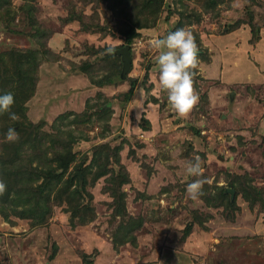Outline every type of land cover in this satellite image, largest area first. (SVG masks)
Segmentation results:
<instances>
[{
	"label": "rangeland",
	"instance_id": "1",
	"mask_svg": "<svg viewBox=\"0 0 264 264\" xmlns=\"http://www.w3.org/2000/svg\"><path fill=\"white\" fill-rule=\"evenodd\" d=\"M144 1L0 0L1 76L14 71L17 50L41 58L23 114L15 104L18 120L0 114V180L27 188L33 168L48 169L29 145L17 150L20 132L6 140L15 123L24 130L30 121L40 134L70 137L76 159L64 177L84 162L79 201L91 208L86 222L72 224L68 204L56 199L60 185L44 192L50 211L41 223L24 206L0 203V264H264V207L242 195L244 187L251 202L264 191V0ZM178 28L191 30L199 48V102L183 117L159 88L151 47ZM125 44L132 65L122 78L116 51ZM197 156L200 177L185 171ZM196 179L207 182L192 200L186 188ZM42 180L30 182L35 192ZM221 187L234 190L235 207Z\"/></svg>",
	"mask_w": 264,
	"mask_h": 264
},
{
	"label": "trees",
	"instance_id": "2",
	"mask_svg": "<svg viewBox=\"0 0 264 264\" xmlns=\"http://www.w3.org/2000/svg\"><path fill=\"white\" fill-rule=\"evenodd\" d=\"M113 1V0H109ZM145 4L149 6H152L153 4L158 6L159 0H145ZM158 2V3H157ZM156 3V4H155ZM4 4H0V7ZM128 31V30H127ZM125 31L126 38L130 37L129 32ZM250 31H252V38L251 43L258 40L257 36V28H251ZM133 33V32H132ZM7 54L10 55L8 52ZM39 52L33 49L28 50H17L16 56H17V64L14 67V71L9 72V69H4L3 74L1 76L0 74V91L4 90L3 92H0V95L6 94V93H12L14 97V104L16 105V111L20 114H23L25 102L30 99V97L34 93L35 89V83H36V73L37 68L40 65L41 58L39 57ZM134 83H130V88L126 92V94L129 95L131 93V89L133 87ZM107 106H109V103L106 104L105 109H108ZM100 108V105H99ZM62 118H66V114H61ZM60 116V117H61ZM64 118V119H65ZM13 129L20 132L21 137H24L23 140H21L17 144V150L20 149L22 146L29 145V148L33 150V153L31 155H34L37 159L41 158L42 155L46 158H48V162L50 164L48 166V169L45 170L44 168H33V172H29L27 175L29 178L26 179L28 182L27 188L24 186H20L17 184V182L14 180L12 185H7L5 193L1 197L0 203L5 204V206H11V208H15L19 205L24 206V211H26L25 216L30 218H37L38 223H41L42 221L46 220V214L49 213L50 209L46 207L49 196L45 195L44 192H49L51 188L57 189V196L56 199L64 200L66 204H68V212L70 214L69 220L72 224H74L75 219H80V222H86L88 219L89 212H91V208L89 207L86 202H80V198L84 197V193L86 192V189L84 188V185L86 183V175H87V166H84V162H80L78 167L76 168L79 172H81V176L77 173H73L70 176L64 177L67 170L69 169L72 162L75 161L76 156L71 150V139L69 137L68 139H62L59 135L55 136H46V134L41 133L37 130H35L38 126L36 124H33L29 121L27 124V128L22 130L23 123H15L13 126ZM31 128L32 131H28L27 129ZM32 136L33 138H31ZM47 143V144H46ZM47 145V148L44 147ZM43 147V148H42ZM49 149V150H48ZM17 150L14 148L13 154L19 155ZM50 152L52 157H48L47 153ZM20 158V157H18ZM33 159V157H32ZM100 159V158H99ZM117 160V159H115ZM94 161H99L96 158H94ZM40 163V162H39ZM54 165H52V164ZM16 171H21V167L17 169ZM14 172L13 175L15 178L19 176L18 172ZM77 171V172H78ZM103 174L102 169L100 167L99 171H97L94 176L97 177L99 175ZM7 182L8 183L12 177V175L7 174ZM39 179H43L41 183H38V186H36V191H34V185H32L31 181H37ZM18 181H22V179H19ZM231 188L234 187V183L229 184ZM31 191H28V190ZM225 189L226 187H221L219 189V195L221 197H225ZM242 191H245V188L243 187ZM242 192L243 199L248 201L249 203H252L253 205L255 202H259L260 206L264 207V198L263 193L260 192L259 197H254L253 200L250 202L246 196V193ZM121 196V195H119ZM22 197L25 199L24 201H21ZM234 197V196H233ZM32 201V202H30ZM226 201L229 206L235 207V200L230 201L229 197H226ZM22 213V212H21ZM115 215H119L121 218L126 217L125 212H123L122 207L117 206V210H115ZM36 221V220H35ZM135 227L132 226L131 222L127 225L128 228L135 229L140 224L135 223L133 224ZM126 226H122V229H126ZM125 232H128L125 230ZM130 233V232H128ZM129 237V238H127ZM124 241H132L133 237L130 235H125Z\"/></svg>",
	"mask_w": 264,
	"mask_h": 264
},
{
	"label": "clouds",
	"instance_id": "3",
	"mask_svg": "<svg viewBox=\"0 0 264 264\" xmlns=\"http://www.w3.org/2000/svg\"><path fill=\"white\" fill-rule=\"evenodd\" d=\"M151 47L159 54L156 57L159 66L158 84L161 91L167 92L168 103L181 117L188 115L198 104L199 96L194 88V70L199 65V48L192 31L178 28L163 38H155ZM14 104L12 93L0 95V114L9 112L11 120H18L15 113L10 112ZM19 139L18 133L9 128L6 140L9 142ZM185 171L188 175L200 177L203 174L200 158L187 162ZM207 181L196 179L189 183L186 192L190 199L197 200L203 193L202 188ZM6 191V184L0 180V196Z\"/></svg>",
	"mask_w": 264,
	"mask_h": 264
},
{
	"label": "water",
	"instance_id": "4",
	"mask_svg": "<svg viewBox=\"0 0 264 264\" xmlns=\"http://www.w3.org/2000/svg\"><path fill=\"white\" fill-rule=\"evenodd\" d=\"M129 47H130L129 44H125L119 50L116 51V53L121 56L122 67H121L120 75L122 78L125 77L126 73L130 70L131 65H132ZM78 175H80L79 172H78ZM225 192H227L230 195V199L233 198V195H234L233 189L227 188L225 189Z\"/></svg>",
	"mask_w": 264,
	"mask_h": 264
}]
</instances>
